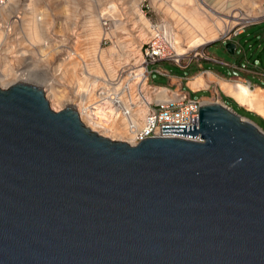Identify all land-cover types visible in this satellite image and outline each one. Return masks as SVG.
<instances>
[{
    "label": "water",
    "instance_id": "obj_1",
    "mask_svg": "<svg viewBox=\"0 0 264 264\" xmlns=\"http://www.w3.org/2000/svg\"><path fill=\"white\" fill-rule=\"evenodd\" d=\"M163 135L202 142L112 141L0 88V264H264V132L207 105Z\"/></svg>",
    "mask_w": 264,
    "mask_h": 264
},
{
    "label": "rangeland",
    "instance_id": "obj_2",
    "mask_svg": "<svg viewBox=\"0 0 264 264\" xmlns=\"http://www.w3.org/2000/svg\"><path fill=\"white\" fill-rule=\"evenodd\" d=\"M134 1L135 0H100V2H98V0H72V1L71 0H5V4L2 5V7L0 8V27H1L0 28V44H1L0 70L9 67L7 61H12V60L10 59L11 54H9L8 52L9 50H11L13 46L15 47L17 46L16 47L18 48L17 50H19L20 47L21 51L17 53L18 55L22 53V51L29 49L27 47L28 44L24 43L26 41H24L20 35L16 37L14 41L15 44H12L10 40H8L7 31L5 30V28L7 23H9L10 21V16L13 15L14 17H22L25 15L24 17L28 19V22L32 23L34 22V17H35L33 15L34 14L38 15L40 13H41L40 14L41 17L47 18V22H50V24L46 22L41 23L42 26L41 30L42 33H44L43 39L53 38L56 41L55 36H53L55 34L56 35L61 34L69 38L71 34H76L78 37H80L79 41H81V38L83 39L86 35L85 32L88 33L87 40L85 41L87 42V45L86 46L78 45L75 49L86 58L89 64H96L94 58L97 56L98 67H93L91 69L92 72L93 70L94 71L96 70L95 72H93L94 76H99V75L103 76L104 75L103 73L106 71L105 68H107V71L109 72V68H113L116 71L123 66L134 65L135 62H138L141 56L140 48L142 47L144 42L148 40L149 37L148 36L149 33L147 34V31L142 28V25L137 24L138 22L137 15L134 13V10L132 9V4ZM202 1L204 4H206L205 8H203V6H201L200 4L198 5V2L196 0H152L153 9L149 11L148 18L155 22L164 21L167 26L171 25V27L173 26L177 27L176 25H174L175 20H173V14H176V17L178 16V14L176 13V9H177L180 12H182L186 18L190 20V23L199 32V34L204 35L206 34L208 28L214 26L215 23L219 21L218 19H225L231 22L235 20L233 18V15L237 13H241V14L250 13V8H249V4H247V0H228V1L216 0L215 4L213 5L210 4L207 0H202ZM254 1L256 4L262 6L263 0H254ZM240 2L244 6V8L236 7L239 5ZM91 5L94 7V10L92 11L91 9L90 12L88 11V9L91 7ZM107 5H111L112 10L117 11L115 14L110 13L111 19L114 20V29L116 30V32L113 34V37L115 39L112 40L108 39L102 42L101 40L99 41L98 40L99 38L97 39V37L95 36V42L93 44V41L90 39L89 36L90 31L88 30V27L87 26L83 27L85 25L84 21H87L88 20L87 18L89 16L92 18L94 17L95 20L97 21L96 24L98 25V27H100L98 18L101 15L98 13L100 12V9L105 8ZM27 7L34 9L33 15H31L32 11L30 12L27 9ZM68 10L70 14L74 13L72 14L74 16L72 17L73 20L71 19L72 20L71 25L68 27V30H66L61 24V18L65 17L66 19V14ZM215 12H219L221 14H216ZM258 12L259 10L257 9L256 13ZM213 14L216 15L213 16ZM263 19L264 18H262L261 20ZM262 24H264V22L259 25ZM34 27L37 26L34 25ZM239 29L240 27L236 28L235 30L231 28L230 29L231 32L230 31L229 32L233 36L235 32L239 31ZM247 29H245L244 32ZM33 31L35 36V33L36 32L38 33V29L34 28ZM101 31L103 34V30ZM179 31L180 28L176 30V33H178ZM257 31H262L259 40L257 37H254L253 39L250 40L246 36L245 38L238 39L241 45L239 46L235 55H231L226 48L227 45L224 44L225 39L228 37L226 35L229 32L227 34H224V36L226 37L221 36V38L217 40L216 43L205 46L206 54L218 60L219 62L227 64L229 66H234L236 64L242 65L241 62H243V59H245L246 56L248 58L247 60L252 64V66H250V68L248 69V72H243L238 74L232 71L231 69L224 67L221 64L209 62L206 60L194 61L193 64L191 65V68L185 71L179 69L178 67H176L175 65L169 62L161 63V67L163 69L172 72L174 75L183 76L185 78H194L197 76V74H199L202 71V69H200L199 66L205 65L204 68L206 70L211 71L212 73H214L216 77L220 79H226L230 82H235V81L242 82L244 81V79H246L247 81L253 83V88L251 89L255 90L254 89L255 87H262L264 89V26L259 28H254L252 30L250 29L248 34L254 35ZM37 33H36V37H38ZM181 38H182L181 39L182 42L185 43L186 38L184 36H181ZM43 39L41 40V42L43 41ZM234 39L235 37H232V40ZM60 46L59 49L65 48ZM74 47L75 46L72 47V50ZM114 48L115 50L112 51ZM14 53L15 52H13V54ZM66 53L67 52L65 51L60 52L56 54V56L54 55L52 58H50V60L47 62L40 61V63H38L36 68L43 69L45 66L50 67L48 71V77L54 79V75H55L53 73L54 69H55V73L57 72L58 67H59L58 70L61 69L64 72L66 71L65 68L67 65L64 61H62V59L67 56ZM15 58H16L14 62L16 66L14 67L15 69L25 65L24 58L22 56ZM41 59L42 58H40V60ZM256 60L259 62L258 64H256L257 68H254L255 67L254 64ZM102 63L105 65V68L102 66ZM8 69L11 70L10 67ZM12 71L13 73L17 72L16 70H12ZM57 78L59 83L58 86L55 87L54 89H56V91L60 90L61 93L60 92L59 93L63 97H66L64 98V100L68 98L74 100L75 88L73 86L75 85V83L78 84L79 82H83L82 78H80L79 71L76 70V74L72 72L69 75V77L65 76L66 79L64 80H62L61 77L60 78L57 77ZM217 81L218 79L214 80V82ZM151 82L152 84L158 86L169 85L168 80L166 78H163L158 75H155L152 78ZM35 87H38L42 90H48L47 87L40 85ZM192 97L193 98L205 97L206 99H208V101H211L213 103L216 102H220L222 104L226 103L227 106L231 108V110L235 111L245 120L252 121L256 125H258L260 129L264 132V122L258 119L261 118L262 120H264V118L260 117L256 113H253L241 107L235 100L228 97L219 88L218 84H212L207 92L193 94ZM48 99H51V97L49 98V94H48ZM233 104H236L237 107H235ZM50 105L51 107H54L59 111H63L67 109V108L62 109L63 105L62 106L58 105L55 102H52V104ZM243 111L249 112L251 115L246 114Z\"/></svg>",
    "mask_w": 264,
    "mask_h": 264
},
{
    "label": "built area",
    "instance_id": "obj_3",
    "mask_svg": "<svg viewBox=\"0 0 264 264\" xmlns=\"http://www.w3.org/2000/svg\"><path fill=\"white\" fill-rule=\"evenodd\" d=\"M139 7L149 21L151 33L140 48L139 62L127 72L117 76L115 80H107L99 86L98 84L90 86L82 95H75L73 101L76 112L82 122L86 120L85 123L88 125L83 122L85 126L116 142L130 143L134 146L150 139L202 142L201 135L198 139L163 135V127L197 126V130H200V109L207 106L206 98H193L192 95L208 90L193 91L188 85L192 78H184L173 86L154 85L151 80L155 75L169 81L174 78L172 72L161 67V63L164 62L172 63L183 71L191 68L196 60H206L221 65L222 63L206 54L205 47L182 56L177 55L176 31L169 28L164 21L155 22L148 18L149 11L153 9L152 0H142ZM111 11L112 6L107 5L101 23L105 32L111 31L114 27ZM263 22L264 19L237 26L236 28L240 27L239 31L233 36L230 33L224 43L231 42L232 37L236 38L242 35L245 29ZM53 36L65 48L83 42L82 38L79 41L80 37L76 34H71L70 38L61 34ZM208 72L211 71H204L202 74L206 75ZM243 82L253 88V83L247 80ZM223 105L229 108L226 103Z\"/></svg>",
    "mask_w": 264,
    "mask_h": 264
},
{
    "label": "bare ground",
    "instance_id": "obj_4",
    "mask_svg": "<svg viewBox=\"0 0 264 264\" xmlns=\"http://www.w3.org/2000/svg\"><path fill=\"white\" fill-rule=\"evenodd\" d=\"M141 1L142 0H135L132 4V9L134 10V13L137 15V19H138L137 24L142 25V28L145 29L147 31V34L149 33L148 36H150L151 33H150L149 21L142 14L140 7H139ZM196 1L198 2V5L200 4L201 6H203V8L206 7V4H204L202 0H196ZM98 2H100V0H98ZM4 4H5V0H0V8ZM247 4H249L250 13H248V14L237 13V14L233 15V18L235 20L231 21V22H229L225 19H218L219 21H217L214 26L208 28L206 34H204V35L199 34V32L190 23V20L188 18H186L182 12H180L179 10L176 9V13L178 14V16L176 17V14H173V20H175L174 25H176L177 27H175V26L171 27V25L168 27L172 28L174 31H176V30H178V28H180V31H179L180 34L178 32L175 35V40L177 42V46L175 47V51H176L177 55L182 56V55H185L191 51H196L197 49L204 48L205 46H207L209 44L216 43L217 40H219L221 38V36H224V34H227L231 28L234 29L236 26L256 22V21H259L262 18H264V0L262 3V6L256 4L254 0H247ZM67 7H69V6H67ZM27 9L30 12L32 11L31 15H33L34 9L30 8V7H27ZM91 9H92V11L94 10V7L92 5L88 9V11L91 12ZM257 9L259 10L258 13H256ZM104 11H105V8H102V9H100V12L98 13L101 15L98 18L99 25L101 28L98 27V25L96 24L97 21L95 20L94 17L92 18L89 16L87 18L88 20L84 21L85 25L83 27H86V26L88 27V30L90 31L89 36H90V39L93 41V44L95 42V36L97 37V39L99 38L98 39L99 41L101 40L102 42L104 40H108V39H111V40L115 39L113 37V34L116 32L114 27L109 32H105V30L102 28L101 23H102V17H103ZM116 12L117 11L112 10L111 14H115ZM215 13L221 14L219 12H215ZM40 14H38V15L34 14L33 15L35 17H34V22H32V23L28 22V19H26V17H24L25 15L22 17H14L13 15L10 16V21H9V23H7L6 28H5V30L7 31L8 40H10V42L12 44H15L14 41H15L16 37L18 35H20L21 38L24 41H26L24 43L28 44L27 47L29 49L22 51V53H20L19 55L17 53L21 51L20 47H19V50H17L18 49V48H16L17 46L16 47L13 46L11 48V50H9L8 53L11 54L10 59L12 61H7V62L9 64V67L11 68V70L8 69L9 68L8 64H7L8 68H3V70H0V88L4 91L9 90V89H11L14 86H17L19 84H25V85H29V86H33V87L39 86V85L44 86V87L48 88V90H43V91L45 93V97H46L47 101L49 102V104H52V102H55L58 105H61V106L63 105L62 109L63 108H67V109L70 108V109H74L75 111H77V109L74 107L75 105H74V101L72 99L68 98V99L64 100V98H66V97H63L60 94L61 93L60 90L56 91V89H54L55 87L58 86V83H59L57 77H59V78L61 77L62 80H64V79H66L65 76L69 77V75L72 72L74 74H76V70L79 71L80 78H82L83 82H79L78 84L75 83V85L73 87L75 88L74 89L75 95L80 96L84 92L88 91V88L90 86H97V84L99 86V85H102L107 80H115V78L117 76L121 75L122 73L127 72L128 70L133 68L139 62V60H138V62H135L134 65L123 66L116 71L113 68H109V72L107 71V68H105V65L102 63V66L106 70L103 73L104 75L103 76L102 75L94 76L93 72H95L96 70L95 71L93 70V72H92L91 69L93 67H98L97 56L94 58V61H96V64H89L88 61L86 60V58L83 55H81L75 49L78 45H82V46L87 45V42H85V41L87 40L88 33L85 32L86 35L83 38V42H78V44H76V46L73 48L74 52H72L73 51L72 47L59 49L60 44L57 41H55L53 38L43 39L44 33H42V30H41V27H42L41 23L46 22V23L50 24V22H47V18L41 17ZM72 14H74V13H72ZM72 14H70V12L68 10V12L66 14V19H65V17L61 18V24L64 27V29H66V30H68V27L72 23V20H73L72 17L74 16ZM216 14H213V16H215ZM30 18H33V17H30ZM89 20H90V23H89ZM225 23H226V25H225ZM228 23H230V24H228ZM34 25H36L37 27H34ZM34 28L38 29V33L36 32L38 37H36V33L34 36V31H33ZM101 30H103V34H102ZM230 32L226 36H228L230 34ZM181 36H184L186 38L185 43L182 42ZM226 36H224V37H226ZM42 39L44 42L43 41L41 42ZM37 46H39V47H37ZM62 46H60V47H62ZM185 47H186V49H185ZM114 50H115V48L112 51H114ZM63 51L67 52L66 53L67 57L62 59V61H64L67 65L65 68L66 71L64 72L61 69L58 70V68H59L58 67L57 72L55 73V69H54L53 70V73L55 74L54 79L48 77V71H49L50 67L45 66L43 69L36 68L38 63H40V61L41 62L42 61L47 62L54 55L56 56V54L63 52ZM13 52H15V53L13 54ZM21 56L24 58L25 65L15 69L14 68V67H16L14 64V62L16 60L15 57H21ZM98 57H101V56H98ZM25 58H26V60H25ZM40 58H42V59L40 60ZM12 70H16L17 72L13 73ZM214 80L215 79L212 76H210L209 82H206L203 77H200V78L191 80L190 81V87L192 88L193 91L198 92L197 90H201L204 88L208 89L210 87L211 82H214ZM216 83L218 84L219 88L228 97L235 100L241 107H243V108H245V109H247L253 113H256L257 115L264 118V90L263 89L257 88L255 90H253V89H251V87H249V85H247L243 82H238V81L237 82L236 81L230 82L228 80H220L219 79ZM36 88H38V87H36ZM48 94H49V98L51 97V99H48ZM205 100H206L207 105H220V106L225 107L220 102L213 103L211 101H208V99H205ZM50 107H51V105H50ZM51 109L56 113L61 112L54 107H51ZM231 111L234 112L233 110H231ZM85 121L86 120H84L83 122L85 123ZM85 124H87V123H85ZM87 127L89 128V126H87ZM124 135H125V133L122 134V136H124ZM128 144H130V143H128ZM130 145H132V144H130ZM132 146H134V145H132Z\"/></svg>",
    "mask_w": 264,
    "mask_h": 264
},
{
    "label": "crops",
    "instance_id": "obj_5",
    "mask_svg": "<svg viewBox=\"0 0 264 264\" xmlns=\"http://www.w3.org/2000/svg\"><path fill=\"white\" fill-rule=\"evenodd\" d=\"M210 4H215V2H216V0H207ZM228 1V0H227ZM236 7H238V8H244V6L242 5V3L240 2L239 3V5L238 6H236ZM235 7V8H236ZM262 26H264V25H258V26H254V27H250L249 29H247L243 34H242V36H238V37H236L234 40H232L231 42H228V43H234V44H236V46H237V48H236V52H237V50H238V48H239V46L241 45L240 43H239V41H238V39L239 38H245V36L246 37H248V39H253L254 37H257L258 38V40H259V38H260V36H261V34H262V31H257L254 35H249L248 33H249V30L251 29H254V28H259V27H262ZM249 41V40H248ZM224 44H227V43H224ZM248 58L245 56V59H243V62H241L242 63V65H238V64H236V65H234V66H229V65H227V64H224V63H222V65L224 66V67H227V68H229V69H231L232 71H234V72H236V73H243V72H248V69L250 68V66H252V64L247 60ZM258 62L259 61H255V64H254V68H257L256 67V64H258ZM204 66L205 65H202L201 67H199L200 69H202V71L199 73V74H197V76L196 77H194V78H192V79H190V81L191 80H194V79H197V78H200V77H203L204 78V80L206 81V82H209V77L210 76H212L214 79H220V78H218V77H216L213 73H211V72H208L206 75H203L202 73L204 72V71H209V70H206L205 68H204ZM255 70V69H254ZM174 75V74H173ZM185 77H183V76H178V75H174V78H172V80H168V86H173V84H176V83H179L182 79H184ZM243 78V77H242ZM220 80H226V79H220ZM244 80H246V79H244ZM190 81H189V83H188V85H189V87H190ZM243 82V81H242ZM244 83V82H243ZM212 84H217L216 82H211V84H210V87H211V85ZM210 87L208 88V89H201V90H197V91H202V90H209L210 89ZM191 88V87H190ZM256 88H261V89H263L262 87H255L254 89H256ZM192 89V88H191ZM264 90V89H263ZM261 117V116H260Z\"/></svg>",
    "mask_w": 264,
    "mask_h": 264
},
{
    "label": "trees",
    "instance_id": "obj_6",
    "mask_svg": "<svg viewBox=\"0 0 264 264\" xmlns=\"http://www.w3.org/2000/svg\"><path fill=\"white\" fill-rule=\"evenodd\" d=\"M262 25H264V24H262ZM235 107H237V105L236 104H233ZM238 109V108H237ZM244 113H246V114H249V115H251L249 112H246V111H243ZM256 117V116H255ZM258 118V117H257ZM259 120H261L262 122H264V120H262L261 118H258Z\"/></svg>",
    "mask_w": 264,
    "mask_h": 264
}]
</instances>
